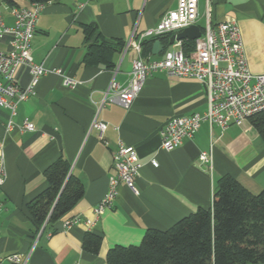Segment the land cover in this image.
I'll list each match as a JSON object with an SVG mask.
<instances>
[{
    "label": "crops",
    "instance_id": "crops-1",
    "mask_svg": "<svg viewBox=\"0 0 264 264\" xmlns=\"http://www.w3.org/2000/svg\"><path fill=\"white\" fill-rule=\"evenodd\" d=\"M27 4L28 0H16L14 5ZM177 4L178 0H51L45 4L31 43L33 57L44 67L61 68L78 83L65 85L63 77L51 73L40 79L35 95L18 105L16 115L0 109L6 172L0 187L1 255L25 253L28 264H108L113 246L139 244L148 229H168L199 207L209 208L223 175L237 178L254 194L264 188V139L250 119L226 130L204 121L180 146L169 151L161 147L160 130L168 119L206 111V88L198 80L155 73L146 79L129 109L112 102L101 106L113 80L122 85L128 82L135 59H161L166 51L177 48L179 40L171 43L174 33L148 38L154 39L149 52L128 45ZM14 5L0 0L8 25L14 23ZM226 19H235L240 27L251 71L264 73V0H212L211 24ZM90 23L98 26L105 39L123 43L113 57L112 69L84 62L88 45L83 26ZM196 24L203 33L206 0H199ZM156 40L162 48L153 53ZM8 41V37L0 40V50H8ZM16 79L25 88L30 81L28 69L20 67ZM26 120L34 124V130L23 129ZM95 120L107 123L102 135L93 127ZM120 142L134 146L138 153L139 194L120 183L113 206L97 218L95 207L115 173L113 157ZM203 152L210 155L205 165L200 161ZM59 157L70 163L84 194L61 219L35 234L29 203L48 187L45 170ZM74 217L78 219L65 227L64 222ZM88 232L102 237L97 253L83 248Z\"/></svg>",
    "mask_w": 264,
    "mask_h": 264
},
{
    "label": "built area",
    "instance_id": "built-area-1",
    "mask_svg": "<svg viewBox=\"0 0 264 264\" xmlns=\"http://www.w3.org/2000/svg\"><path fill=\"white\" fill-rule=\"evenodd\" d=\"M211 1L206 0L207 25L202 35L194 40L191 53H187L182 40H179L176 43L177 48L166 51L161 59L139 57L133 61L128 82L122 85L113 80L104 92L101 106L112 102L129 109L146 79L155 73L162 72L171 78H193L202 83L207 92L206 111L168 119L160 130L161 147L167 151L180 146L185 138L192 137L204 121L226 130L230 125H242L252 116L264 111V73L254 74L249 68L241 30L235 19L211 24ZM44 6L40 2L14 5L12 25L4 22L0 12V40L9 38L8 50H0V109H9L11 116L16 115L21 102L37 93V85L45 75L58 74L68 86L78 83L64 74L61 68L44 67L33 57L31 43ZM198 6L199 0H178L177 7L168 11L155 27L144 31L138 39L132 37L128 45L141 52L145 39L174 33L196 24ZM20 67H26L30 74V81L25 88H21L16 79ZM12 125L10 120L8 127L11 128ZM93 127L102 135L107 123L95 120ZM23 129L34 130L35 126L26 120ZM113 158L115 173L109 178L107 193L95 207L97 218L113 206L120 183H124L133 193L139 194L135 180L141 163L135 147L120 142ZM4 160V151L0 147V187L6 176ZM200 161L205 165L210 161V155L203 152ZM152 163L158 165L156 159H152ZM1 209L0 202V212ZM77 219L78 217H74L65 221L64 226L68 227ZM28 258L25 253L0 254V264H28Z\"/></svg>",
    "mask_w": 264,
    "mask_h": 264
},
{
    "label": "trees",
    "instance_id": "trees-1",
    "mask_svg": "<svg viewBox=\"0 0 264 264\" xmlns=\"http://www.w3.org/2000/svg\"><path fill=\"white\" fill-rule=\"evenodd\" d=\"M10 5L16 0H4ZM46 4L51 0H28ZM88 45L84 62L115 66L113 57L123 43L105 39L95 23L83 26ZM161 37V36H159ZM154 39L142 42L143 52L151 50ZM194 40L183 41L193 51ZM188 53V52H187ZM264 139V111L250 118ZM48 187L29 203L36 233L68 213L82 198V182L71 173V165L59 157L45 170ZM102 237L88 232L83 248L97 253ZM108 264H264V188L254 194L237 178H219L209 208L196 211L172 227L148 229L139 244L115 245L108 251Z\"/></svg>",
    "mask_w": 264,
    "mask_h": 264
},
{
    "label": "water",
    "instance_id": "water-1",
    "mask_svg": "<svg viewBox=\"0 0 264 264\" xmlns=\"http://www.w3.org/2000/svg\"><path fill=\"white\" fill-rule=\"evenodd\" d=\"M202 35V30L197 24H192L182 30H176L171 36V43L175 40H195ZM162 48L160 40L153 43V53H157Z\"/></svg>",
    "mask_w": 264,
    "mask_h": 264
}]
</instances>
